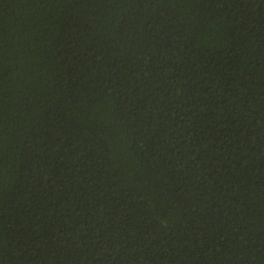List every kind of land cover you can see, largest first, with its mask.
<instances>
[{
	"label": "trees",
	"instance_id": "16d2710c",
	"mask_svg": "<svg viewBox=\"0 0 264 264\" xmlns=\"http://www.w3.org/2000/svg\"><path fill=\"white\" fill-rule=\"evenodd\" d=\"M0 264H264V0H0Z\"/></svg>",
	"mask_w": 264,
	"mask_h": 264
}]
</instances>
